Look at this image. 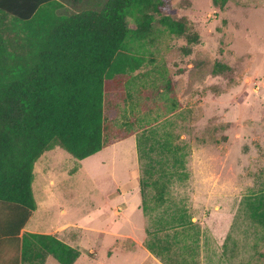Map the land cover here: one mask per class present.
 <instances>
[{"label":"rangeland","instance_id":"obj_1","mask_svg":"<svg viewBox=\"0 0 264 264\" xmlns=\"http://www.w3.org/2000/svg\"><path fill=\"white\" fill-rule=\"evenodd\" d=\"M66 10L75 7L67 4ZM163 15L182 21L187 33L161 31L149 49L154 70L125 78L129 89L124 85L107 96L114 138L104 150L78 161L54 147L38 159L32 183L36 210L26 229L54 232L61 240L72 235L74 240L67 238L74 244L68 245L84 256L93 251L100 259L110 249L118 252L115 264H130L141 258L123 236L143 239L155 255L169 248L172 256L178 232L171 225L184 228L202 219L195 224L201 228L218 202V213L225 210L233 219L231 232L223 246L202 229L209 242L202 244L198 264H264V229L247 216L246 206L264 192V0H227L221 9L212 0H171ZM128 24L134 27L130 19ZM194 35L198 41H188ZM216 64L225 68L216 71ZM157 69L170 78L171 93L163 92ZM143 132L139 153L136 137ZM162 142L179 146L184 168L173 173L160 202L154 188L141 183L149 181V158L169 162L168 171H174L173 155L158 153ZM146 144L155 146L150 154ZM155 168L152 180L159 177ZM86 257L76 264H87ZM43 264L59 263L46 255Z\"/></svg>","mask_w":264,"mask_h":264},{"label":"trees","instance_id":"obj_2","mask_svg":"<svg viewBox=\"0 0 264 264\" xmlns=\"http://www.w3.org/2000/svg\"><path fill=\"white\" fill-rule=\"evenodd\" d=\"M64 1L0 0V220L5 218L8 249L27 264H42L46 255L59 264H73L79 257L76 249L51 235L23 233L19 238L36 210L35 163L54 147L78 161L104 150L114 138L107 96L128 88L125 78L154 70L156 58L149 49L161 31L178 37L187 33L182 21L163 15L171 0ZM226 1L212 0L220 9ZM67 4L75 11L68 13ZM223 68L216 64L215 70ZM156 73L163 92L171 93L170 78L160 69ZM145 135L136 137L139 153ZM154 147L146 144L144 151L150 154ZM158 150L173 155L174 171H168L169 162L149 158V181L141 185L154 188V199L161 202L184 160L179 146L162 142ZM156 166L159 177L152 180ZM141 196L144 201L142 191ZM249 201L247 216L264 229V192ZM186 249L182 247L184 253L196 252Z\"/></svg>","mask_w":264,"mask_h":264},{"label":"crops","instance_id":"obj_3","mask_svg":"<svg viewBox=\"0 0 264 264\" xmlns=\"http://www.w3.org/2000/svg\"><path fill=\"white\" fill-rule=\"evenodd\" d=\"M230 186L232 189L233 185L230 184ZM139 194H140V191H139ZM197 196H199V195L196 193V195L194 194L193 198L197 200L198 199ZM114 197H116V196H113L112 198H114ZM212 205L215 208L217 206V209L212 210L209 214L210 217L213 215V218L209 220V224L206 221V219H204L205 224H203L201 226V228H198V226H196L195 224L201 225L202 219L199 220L201 222H199V221L196 222L197 220L193 221L191 219V221H190L191 223L186 224V226L184 228H181V225L177 224V223L173 224L175 227H172V225H171V228L174 229V233H173V230H170L171 233L175 234L176 232H178V234H177L178 238H175V240L173 241V244L178 247V248H176L177 253H176V251H174L172 256H169L170 254H167L168 251H170L169 248L167 249L168 251H166V253L158 252L159 255H161V256L155 255L153 252H151L149 249H147L144 246L143 239L134 238V237L129 236V235L123 236V237H126L128 240H131L133 242V245L131 247L132 250L134 249L137 253L139 252V254H140L141 261L136 262L134 260H130L131 261L130 264H142L144 261L145 262L148 261L149 264H188L189 262L191 264H198V262L196 261V257L199 255L200 252H202V246H203L202 244L209 242L208 238L204 237L205 232L202 229L207 227L208 234L211 237V239H214L215 242L219 243V245H223L225 239H227L228 235L230 234V232H231L230 230H231V227L233 225V219L228 217V214L225 210H224V212L218 213V211L222 209L221 207H223L221 203L215 202ZM199 206H200V204L197 207H199ZM199 216H201V215H197V219H199ZM30 218H29V220H30ZM29 220L25 224L24 228L21 230V232L19 234V238L21 237V235L23 233L44 234V235H51V236L55 237L54 232L48 231V232H40L39 233V232H35V231H29L28 229H26V226H27ZM144 230H145L144 233L146 232L147 237H148L149 234L151 233V231L148 230V228L144 229ZM205 231H207V230H205ZM67 236L71 237L72 235H66V236L63 235V236H61L62 240L59 238H57V239L63 243L66 242L65 243L66 245L74 244V242L72 243L71 240L67 238ZM112 236L114 238H119V237L121 238L122 237V236H119L118 234H113ZM73 238L74 237L72 236V239ZM157 243L160 247L163 248V250H164V248H167L165 246V243H161L158 240H157ZM174 245L172 248H174V250H175ZM68 246H70V245H68ZM72 246H74V245H72ZM183 246L187 247V249H186L187 251L193 252L195 250L196 252L195 253H189V254L184 253L183 252L184 250H182ZM8 248L10 249L9 244H5V218L2 217V219L0 220V264H27V263L21 261L20 253H19V255H17L15 252H11ZM109 250L110 249H108L106 251L107 253L103 254L100 259L95 256V252H93V251H91V253L89 252V255L87 256L89 259V260H87L88 261L87 264L88 263L89 264H91V263L115 264L116 260L114 258L115 257L114 254H117L118 252H116V251L112 252ZM183 253H184V255H182ZM174 256H176V257H174ZM83 257H86V256H84L82 253L79 252V257L77 258L75 264L78 263L79 261H82ZM96 258H97V260L95 261L94 259H96ZM44 260H45V258H44ZM125 260H128V259H125ZM217 261H219V260H217ZM43 263H44V261H43ZM36 264H40V263H36Z\"/></svg>","mask_w":264,"mask_h":264}]
</instances>
